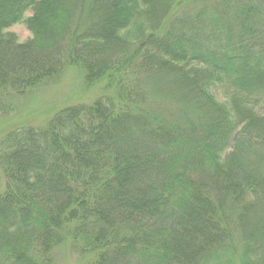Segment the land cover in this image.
Masks as SVG:
<instances>
[{"label": "trees", "instance_id": "16d2710c", "mask_svg": "<svg viewBox=\"0 0 264 264\" xmlns=\"http://www.w3.org/2000/svg\"><path fill=\"white\" fill-rule=\"evenodd\" d=\"M68 68L100 96L0 141V264H264V0H0V115Z\"/></svg>", "mask_w": 264, "mask_h": 264}, {"label": "rangeland", "instance_id": "374dc122", "mask_svg": "<svg viewBox=\"0 0 264 264\" xmlns=\"http://www.w3.org/2000/svg\"><path fill=\"white\" fill-rule=\"evenodd\" d=\"M30 14L31 12L28 11L25 16ZM7 32L13 34L20 43H25L31 38L30 32L24 25H14L8 28ZM83 74L80 68H68L53 83L42 85L26 96L15 100L14 113L0 115V141L5 134L19 127L42 128L49 121L54 108H58L62 103L84 104L97 99L101 93L100 85L88 87L84 82ZM212 95L216 100L223 102L219 91H213ZM3 185L4 181L0 175V193L3 191ZM182 243L187 250L186 252L192 254H195L194 251L196 252L194 255L196 258L197 247L194 244ZM52 260V264H81L80 257L73 253L67 244L52 251Z\"/></svg>", "mask_w": 264, "mask_h": 264}]
</instances>
